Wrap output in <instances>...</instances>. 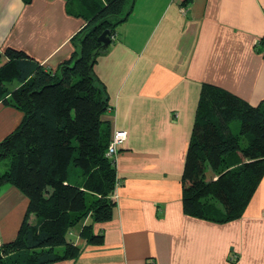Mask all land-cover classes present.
Segmentation results:
<instances>
[{
  "label": "crops",
  "instance_id": "0c3cea01",
  "mask_svg": "<svg viewBox=\"0 0 264 264\" xmlns=\"http://www.w3.org/2000/svg\"><path fill=\"white\" fill-rule=\"evenodd\" d=\"M79 6L93 12L97 1L0 0V22H8L0 23V67L7 47L51 71L78 57L72 38L85 23ZM126 13L93 65L108 98L102 128L110 137L127 133L115 159L120 185L112 216L92 224L100 244L75 227L67 238L78 255L50 264H264V176L243 214L228 222L187 216L181 201L202 85L253 106L264 100V0H129ZM22 116L0 103V141ZM27 206L17 187H0V246L16 238L25 218L37 223Z\"/></svg>",
  "mask_w": 264,
  "mask_h": 264
},
{
  "label": "trees",
  "instance_id": "16d2710c",
  "mask_svg": "<svg viewBox=\"0 0 264 264\" xmlns=\"http://www.w3.org/2000/svg\"><path fill=\"white\" fill-rule=\"evenodd\" d=\"M96 1L93 12L79 6L85 23L72 38L79 56L55 71L23 51H3L8 62L0 67V103L23 116L0 141V161L7 160L0 187L11 183L22 191L37 223L23 220L16 238L0 246V264L74 258L80 250L67 239L70 231L80 226L81 238L100 244L102 235L93 232L92 224L112 216L117 176L115 163L105 156L109 130L101 125L108 98L93 69L90 76L88 62L100 33L110 29L111 35L128 15L121 16L129 0ZM259 50L264 51V39ZM7 65L19 84L14 89L7 87ZM234 122L238 127L233 129ZM263 176L264 100L253 106L204 83L181 176L184 214L220 223L237 219ZM84 219L90 222L83 224Z\"/></svg>",
  "mask_w": 264,
  "mask_h": 264
},
{
  "label": "built area",
  "instance_id": "2783aa9c",
  "mask_svg": "<svg viewBox=\"0 0 264 264\" xmlns=\"http://www.w3.org/2000/svg\"><path fill=\"white\" fill-rule=\"evenodd\" d=\"M111 40L115 39V34L112 33L110 35ZM126 136L127 133L124 130H115L112 134V136L110 137V140L108 142V145L106 147L105 150V156L110 159L111 161H113L115 163V159L116 156L119 153V149L121 147V145L124 143V141L126 140ZM120 185V180L119 178L116 179L115 182V188H114V193H113V198H115V191L116 188ZM235 258V255L232 256V258H230V261H233Z\"/></svg>",
  "mask_w": 264,
  "mask_h": 264
},
{
  "label": "water",
  "instance_id": "95a60500",
  "mask_svg": "<svg viewBox=\"0 0 264 264\" xmlns=\"http://www.w3.org/2000/svg\"><path fill=\"white\" fill-rule=\"evenodd\" d=\"M97 40L100 43V45L91 52L88 62V72L90 76H92V69L96 56L98 54H104L108 50L109 45L111 44L110 29L103 30L98 36Z\"/></svg>",
  "mask_w": 264,
  "mask_h": 264
},
{
  "label": "rangeland",
  "instance_id": "374dc122",
  "mask_svg": "<svg viewBox=\"0 0 264 264\" xmlns=\"http://www.w3.org/2000/svg\"><path fill=\"white\" fill-rule=\"evenodd\" d=\"M4 73H5V76H6V79H7V87L8 88H11L12 86H13V84H14V82H13V79L11 80V77H12V67L10 66V65H7L6 66V69H5V71H4ZM234 126H236V127H238V125H237V122H234L233 124H232V128L234 129ZM237 129V128H236ZM235 129V130H236ZM6 166H7V160H2V161H0V173L1 172H3L5 169H6ZM70 237L68 236V238L67 239H69Z\"/></svg>",
  "mask_w": 264,
  "mask_h": 264
},
{
  "label": "clouds",
  "instance_id": "9594fccd",
  "mask_svg": "<svg viewBox=\"0 0 264 264\" xmlns=\"http://www.w3.org/2000/svg\"><path fill=\"white\" fill-rule=\"evenodd\" d=\"M18 2H19V0H18ZM21 7H22V3H21ZM0 23L7 24L8 22L7 21H3V22H0Z\"/></svg>",
  "mask_w": 264,
  "mask_h": 264
}]
</instances>
